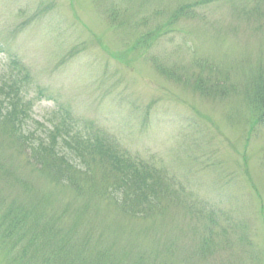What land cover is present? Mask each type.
Instances as JSON below:
<instances>
[{"label": "rangeland", "instance_id": "374dc122", "mask_svg": "<svg viewBox=\"0 0 264 264\" xmlns=\"http://www.w3.org/2000/svg\"><path fill=\"white\" fill-rule=\"evenodd\" d=\"M13 56L58 166L0 121V264H264V0H0Z\"/></svg>", "mask_w": 264, "mask_h": 264}, {"label": "trees", "instance_id": "16d2710c", "mask_svg": "<svg viewBox=\"0 0 264 264\" xmlns=\"http://www.w3.org/2000/svg\"><path fill=\"white\" fill-rule=\"evenodd\" d=\"M150 37H153V36H150ZM8 60L9 58L7 59V62ZM7 67H8V70L6 69L4 73L0 74V121L4 125L10 126L13 136L18 141H20L22 144L28 145L29 147H31V149L36 150V152L39 154V163L41 165L49 164L52 166V168H54L58 166L55 160L53 159L47 160V156H46L47 149H49V153L52 154L55 158L57 157L55 148L53 146L49 147V145L45 144L46 141L44 139L46 140L48 139L44 135H49V133L45 129V126L43 128L44 133L39 132L40 130L39 128L42 127L43 120L36 121L33 119L34 117L32 115L34 113L33 102L35 101V97H38L39 99H41L42 97L43 98L47 97V96L44 97V92L46 91L40 84H36L35 85L36 88H34L35 93H36L35 96L27 95L33 88V77L30 71H28V69L22 64L18 56H13L8 62ZM11 69L12 70L14 69L13 73H11ZM25 105H28L29 107L28 115L26 113L28 112V110L24 109V107H26ZM55 108L57 110L53 114L54 122L60 123V127L63 128V130L61 131V134L62 135L66 134L65 137H68L70 135L74 136L75 132L78 135H80L81 132L90 134L85 140L86 146L89 144H92L91 143L92 138L95 141L100 140L106 144L107 143L111 144L113 143V141L116 142V140L112 138L111 135L100 130V128L93 121L88 120V123L84 124L85 126L80 127L79 126L80 123H78L79 121L78 120L76 121V119H79V118L77 117L75 118L74 112L68 113V114L65 112V114H63V111L65 110V108L61 106L60 103L56 105ZM29 117H30L29 123L27 124L26 120ZM44 118H46L45 121H47V118H49V116H45ZM38 121H40L41 123ZM68 123H69V126L71 125L70 127H68ZM38 133L41 134L43 138L39 137ZM73 136L71 137V139L68 137L69 139H67L66 143H68L69 145H72L74 142L75 148H76L78 145V140L81 142L82 138L80 140L79 139L80 136H78V139H77L76 137L77 135H76L74 139ZM55 141L58 142V139L55 138ZM111 152L115 153L117 156H119V153H120L122 157H127V153L125 149L123 148L122 150L119 149V153L115 150L114 151L111 150ZM98 155H101V154H98ZM106 156L110 159V157L107 154ZM50 157L53 158L52 156ZM79 161L80 159H77L76 161L75 160L68 161V163H70L72 166L74 162L75 164H77V162ZM148 168L151 170V174L153 175L157 172V169H154L153 166H148L147 169ZM144 172H149V170L138 171L136 170V168H133V167H131V169L129 170L130 176H137L139 174H142L144 176L143 174ZM78 173H79L78 170H76L75 175ZM157 177H160V176H157ZM74 179L75 181H77L79 179V176L73 177L72 179L69 178V180L68 179L66 180L72 183ZM162 186L164 185L162 184ZM167 186H169V183L167 184ZM160 187H161L160 184L157 186V183H154L153 189H151V191L146 190L145 192L146 194L144 195L143 198L140 199L141 204L142 205H152V204L158 203L163 193H165L164 190L160 191ZM45 245H47V247L50 248L55 253H57L56 251H62L61 248H57L54 244L51 246H48V242H46ZM50 261H53L51 264H64V263L65 264H75V260H71L70 262H68L66 259L64 260L61 258H53V259H50ZM31 262H33V260ZM48 263H49L48 260L42 259V263L38 262L36 264H48Z\"/></svg>", "mask_w": 264, "mask_h": 264}]
</instances>
